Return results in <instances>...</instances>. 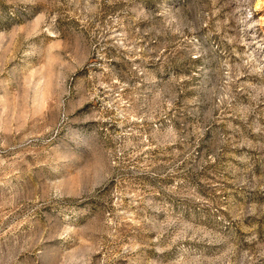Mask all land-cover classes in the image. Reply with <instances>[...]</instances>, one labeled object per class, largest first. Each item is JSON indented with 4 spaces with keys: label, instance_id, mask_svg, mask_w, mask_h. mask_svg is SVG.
I'll return each mask as SVG.
<instances>
[{
    "label": "rangeland",
    "instance_id": "1",
    "mask_svg": "<svg viewBox=\"0 0 264 264\" xmlns=\"http://www.w3.org/2000/svg\"><path fill=\"white\" fill-rule=\"evenodd\" d=\"M0 264H264V0H0Z\"/></svg>",
    "mask_w": 264,
    "mask_h": 264
}]
</instances>
